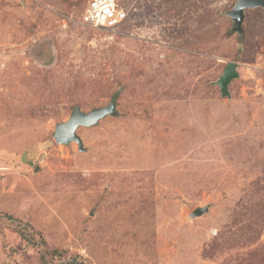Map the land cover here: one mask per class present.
<instances>
[{
  "label": "rangeland",
  "instance_id": "obj_1",
  "mask_svg": "<svg viewBox=\"0 0 264 264\" xmlns=\"http://www.w3.org/2000/svg\"><path fill=\"white\" fill-rule=\"evenodd\" d=\"M88 1L0 0V264H264V8L119 0L110 30Z\"/></svg>",
  "mask_w": 264,
  "mask_h": 264
},
{
  "label": "water",
  "instance_id": "obj_2",
  "mask_svg": "<svg viewBox=\"0 0 264 264\" xmlns=\"http://www.w3.org/2000/svg\"><path fill=\"white\" fill-rule=\"evenodd\" d=\"M248 7H262L264 8V0H237L232 9L227 11V14L235 21V29L239 30L244 18V9ZM238 76L236 71V64L228 63L219 79L216 81L222 96L229 95L228 85L231 80ZM116 111V101L113 98L110 102L100 108H95L89 112H84L76 107L69 118L58 123L53 132V138L58 143H69L75 141L79 148H82V140L76 133L79 126H91L96 124L100 119L107 115L114 114ZM208 210L207 206L196 207L191 213V217H196Z\"/></svg>",
  "mask_w": 264,
  "mask_h": 264
},
{
  "label": "built area",
  "instance_id": "obj_3",
  "mask_svg": "<svg viewBox=\"0 0 264 264\" xmlns=\"http://www.w3.org/2000/svg\"><path fill=\"white\" fill-rule=\"evenodd\" d=\"M119 0H89L79 19L84 26L115 30L127 19Z\"/></svg>",
  "mask_w": 264,
  "mask_h": 264
}]
</instances>
